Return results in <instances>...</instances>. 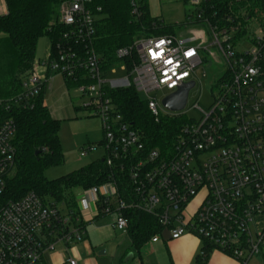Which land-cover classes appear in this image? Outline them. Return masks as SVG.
Masks as SVG:
<instances>
[{
  "label": "built area",
  "instance_id": "built-area-1",
  "mask_svg": "<svg viewBox=\"0 0 264 264\" xmlns=\"http://www.w3.org/2000/svg\"><path fill=\"white\" fill-rule=\"evenodd\" d=\"M212 1L188 0L195 9L185 36L139 37L116 51L128 62L108 68L92 45L95 12L101 8L95 11L94 0L64 1L57 24L65 30L52 40L46 58L36 60L13 101L46 91L56 75L88 98L84 107L101 119L104 137L83 148L81 156L102 147L107 166L119 172L81 192L93 217L114 214L113 226L127 233L125 211L145 212L161 228L151 242L190 234L238 264L255 256L264 262V3L260 16L244 24L227 17V25L220 26L208 13ZM254 20L259 31L249 35ZM209 61L222 69L211 105L195 103L198 117L188 114V100L181 111L167 109L162 99L185 83L196 86L197 71ZM118 71L124 75L117 77ZM130 86L143 95L156 120L186 115L171 149H147L119 112L109 91ZM162 90L169 94L160 100ZM9 107L0 101V108ZM15 132L12 118L0 122V195L16 167ZM84 216L81 206L62 211L34 191L0 205V264H43L56 244L83 240ZM69 264L77 261L70 258Z\"/></svg>",
  "mask_w": 264,
  "mask_h": 264
},
{
  "label": "trees",
  "instance_id": "trees-1",
  "mask_svg": "<svg viewBox=\"0 0 264 264\" xmlns=\"http://www.w3.org/2000/svg\"><path fill=\"white\" fill-rule=\"evenodd\" d=\"M64 1L5 0L7 12L0 14V101L10 102L8 109L0 108V122L12 118L16 123L13 137L16 167L6 179L0 205L34 191L44 201L61 205L62 211L73 210L77 206L78 190L101 185L112 171L119 174L117 167L112 169L104 158H99L68 174L48 179L46 170L63 162L60 121L44 103L45 90L24 102L13 101L23 92V83L34 70L40 38L47 36L50 45L65 30L57 24ZM148 1L94 0L95 11L97 7L101 9L95 12L92 45L105 68L128 62L118 58L116 51L132 45L139 37L175 34V26L150 13ZM212 3L208 13L220 26H225L227 17L232 18L233 24H244L247 18L260 16L264 0H213ZM244 32L243 29L238 34ZM65 82L68 87L73 86L67 79ZM109 96L125 120L139 132L147 149H171L187 121L186 115L162 116L156 120L146 99L132 86L112 89ZM124 215L128 219L131 245L141 255L143 247L161 228L156 218L145 212L128 210ZM211 250L210 246L203 245L195 256V264H207Z\"/></svg>",
  "mask_w": 264,
  "mask_h": 264
},
{
  "label": "rangeland",
  "instance_id": "rangeland-1",
  "mask_svg": "<svg viewBox=\"0 0 264 264\" xmlns=\"http://www.w3.org/2000/svg\"><path fill=\"white\" fill-rule=\"evenodd\" d=\"M150 13L166 24H171L174 27L175 33L179 35L181 31H186L190 27L186 25L187 17L194 12V6L188 0H149ZM259 31V24L256 20L251 22L249 26V35ZM48 41L47 36L40 38V44L37 50L36 60L44 53L45 44ZM42 60V58L38 59ZM222 69L211 61L206 63L203 68L197 71V85L194 86L189 93L188 114L193 117H198L200 112L192 106L199 103L203 108H208L212 101V93L215 92L213 87L215 81L221 75ZM124 72L118 71L116 76H123ZM46 92L45 99L48 100L51 114L60 121L59 136L63 150V162L48 168L45 175L48 179H55L62 175L68 174L78 168L88 165L89 163L101 158L104 154V149L98 147L96 150L89 152L86 156H81L83 148L88 147L101 141L104 137L101 119L84 106L88 103V98L83 95L75 87H68L64 78L61 75H56ZM169 94V91L162 90L157 93L161 100L163 96ZM82 194H77L76 202L81 203ZM195 205V204H194ZM193 205V206H194ZM60 207H62L60 205ZM163 246L160 252L149 250L151 242H148L142 249V259L144 264H173L171 253L163 244V239H160ZM116 240H109V251L107 254L100 255L106 250V247L95 248V255L111 263V257L116 245ZM133 249L131 248V251ZM132 252L126 253L123 256L120 264H136L140 263L138 255L134 258H128ZM118 262V261H117ZM114 263V262H113ZM193 264H195V259ZM249 264H264L260 256H255Z\"/></svg>",
  "mask_w": 264,
  "mask_h": 264
},
{
  "label": "crops",
  "instance_id": "crops-1",
  "mask_svg": "<svg viewBox=\"0 0 264 264\" xmlns=\"http://www.w3.org/2000/svg\"><path fill=\"white\" fill-rule=\"evenodd\" d=\"M6 12L7 7L5 0H0V14H5ZM186 32L187 31L184 30L179 34L185 36ZM49 43L48 39L47 43L44 45V53L38 59L46 58L49 51ZM39 44L40 40L38 42L37 50ZM46 92L47 90L44 94V103L50 109L48 100L45 99ZM82 191L83 190H78L76 192V196L77 194H81ZM77 205L81 206L85 213L83 240L69 245L64 243L56 244L53 250H48L44 254L43 264H69L70 258L75 259L77 264H107L108 261L98 258L94 251L97 246H99V248L106 247V250L102 251L100 255L107 254L109 251V247L107 248V246L109 244V240L111 239L116 240L117 244L112 248L114 252L111 257L112 262L109 264H120L123 256H125L128 252H132V258L138 255L140 263L144 264L142 253L139 255L132 247L131 239L128 236V233H124L113 226V221L115 219L114 214L93 217L90 213L92 205H90L89 201L81 202L80 204L77 203ZM163 241V244L171 253L173 264H193L196 254L203 246V242L198 237L190 234L173 240L164 238ZM131 248L133 249L132 251ZM162 248L163 246L160 240L157 242H151L149 246V250L158 252H160ZM207 264H238V262L231 256L219 250L212 249L210 251Z\"/></svg>",
  "mask_w": 264,
  "mask_h": 264
},
{
  "label": "water",
  "instance_id": "water-1",
  "mask_svg": "<svg viewBox=\"0 0 264 264\" xmlns=\"http://www.w3.org/2000/svg\"><path fill=\"white\" fill-rule=\"evenodd\" d=\"M194 84V81L183 84L177 90L164 97L162 99V104L171 111L183 110L188 100L189 90L194 86ZM36 154H38V151ZM131 257L132 254L128 256L127 260Z\"/></svg>",
  "mask_w": 264,
  "mask_h": 264
},
{
  "label": "snow or ice",
  "instance_id": "snow-or-ice-1",
  "mask_svg": "<svg viewBox=\"0 0 264 264\" xmlns=\"http://www.w3.org/2000/svg\"><path fill=\"white\" fill-rule=\"evenodd\" d=\"M170 62V61H169Z\"/></svg>",
  "mask_w": 264,
  "mask_h": 264
}]
</instances>
